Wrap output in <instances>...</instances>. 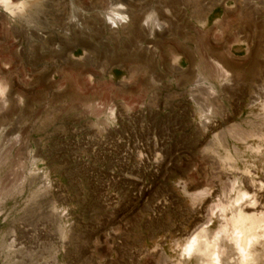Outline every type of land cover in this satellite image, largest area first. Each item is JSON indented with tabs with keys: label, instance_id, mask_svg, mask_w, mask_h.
<instances>
[{
	"label": "rangeland",
	"instance_id": "obj_1",
	"mask_svg": "<svg viewBox=\"0 0 264 264\" xmlns=\"http://www.w3.org/2000/svg\"><path fill=\"white\" fill-rule=\"evenodd\" d=\"M114 1L0 0V264H100L88 237L137 244L130 264H199L175 245L264 207L247 106L264 93V0H129L109 29ZM225 238L221 264H241Z\"/></svg>",
	"mask_w": 264,
	"mask_h": 264
},
{
	"label": "bare ground",
	"instance_id": "obj_2",
	"mask_svg": "<svg viewBox=\"0 0 264 264\" xmlns=\"http://www.w3.org/2000/svg\"><path fill=\"white\" fill-rule=\"evenodd\" d=\"M142 1L143 0H139V2H142ZM169 2H171V1H169ZM169 2H168V4H169ZM5 3L8 4L6 1H4V4ZM114 3H116V5L114 7L115 9L112 10V14H115L117 16V18H115V19L111 18L110 19L111 20V22H110L111 26L109 27V29L116 28L118 25L125 23L124 22V20H126V15L124 14L125 8H126V13H128L127 8H129L131 6V3L129 2V0H118V1H114ZM23 7H24V5L21 3L19 5H11V6L8 4L7 5V8L9 10L8 15L9 16H15L16 14H18L19 12H21L23 10ZM76 17L80 21L79 14ZM116 19H118V21ZM71 22H72V20H70V23ZM170 22H172V21H170ZM150 24H151L153 30H159L162 28V24L160 22H157L155 18H153L151 20L146 18L144 23H143V25L146 27L149 26ZM74 27L78 28V24H75ZM218 27H220V26H218ZM156 37H161V35L157 34ZM67 50H69V49L67 48ZM213 64H214V67L216 70L222 71V68L217 64V62L213 61ZM196 82L201 83L202 81L198 80ZM213 96H214V91H213V89L210 88L208 90V95H206V97L211 98ZM235 96H236V94H235ZM248 98H249V101L247 103L248 104L247 106L253 107V106H255V104L259 105L260 111H261L260 118L263 122V123L261 122L260 125L264 126V93H256V94L251 93ZM193 99L198 105H200L201 109H200L199 113L204 114L205 112H207L208 109L205 108V106H204V104H207L205 101H202L200 103L198 101V99H196L195 97H193ZM207 115L208 114L206 113V115H204V116H207ZM204 118L206 121H204L203 124H208V122H209L208 118L207 117H204ZM251 137H254L257 140L264 142L263 135L258 131L256 133L252 134ZM245 143H247V142H245ZM255 152H257V151H255ZM257 179H259V178H257ZM249 197L250 196L246 192H238L236 194L235 198L233 197L234 198L233 202L238 203L241 200H243L244 198H249ZM212 209H214V207H212ZM247 209L249 210V212H243L241 210H237L235 213L231 214L229 218L225 219L224 224L220 227V229L217 232H215L210 238L207 236V230H206L207 222H205L203 225H201L199 227L198 231L191 233L189 235L188 239L182 245H178V246L175 245L176 247H179V249L181 251L180 256H183L184 259H190L191 256L194 255L197 257L196 260L199 264H221L220 256H221L223 251L218 246V233L222 232L225 235V237L227 238V240L232 244V247H234L236 254L238 256V260L240 261L241 264H255L256 263V253L253 250V246L256 243H258V241L260 239L262 240V242H264V207L261 205L255 206V201L252 200L250 202L249 206L247 207ZM174 264H181V263L175 262Z\"/></svg>",
	"mask_w": 264,
	"mask_h": 264
},
{
	"label": "crops",
	"instance_id": "obj_3",
	"mask_svg": "<svg viewBox=\"0 0 264 264\" xmlns=\"http://www.w3.org/2000/svg\"><path fill=\"white\" fill-rule=\"evenodd\" d=\"M178 51L179 54L185 55L186 58V53L184 51H182L181 49H178ZM193 69L194 68H192V70ZM96 240L97 239H95L94 237L87 238V243L89 242L88 251L91 252V255L94 256L97 261L101 260L100 264H130L132 262L133 252L131 251L135 250L137 244H133V242H131L130 244L115 246L113 245L112 239L110 238L101 240L102 242L100 241V244L97 245V243H95ZM122 240L128 242L132 241L129 236L124 239L122 238ZM96 255H101V257L97 258Z\"/></svg>",
	"mask_w": 264,
	"mask_h": 264
}]
</instances>
